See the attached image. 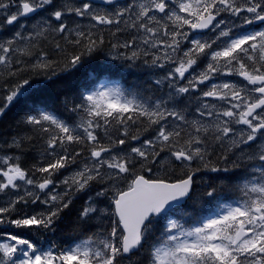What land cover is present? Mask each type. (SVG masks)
I'll return each instance as SVG.
<instances>
[{"label": "snow or ice", "instance_id": "1", "mask_svg": "<svg viewBox=\"0 0 264 264\" xmlns=\"http://www.w3.org/2000/svg\"><path fill=\"white\" fill-rule=\"evenodd\" d=\"M42 13L47 15L37 16ZM0 16V28L21 17H37L27 35L15 31L0 39V69L8 78L25 70L27 66L14 67L22 62L13 56L31 58L37 38L51 37L60 57L51 60L41 52L31 64L40 83L23 78L4 89L0 117L14 103H32L18 122L31 134L17 133L8 146L20 148L24 140L38 137L45 151L32 175L18 157L0 156V194L10 197L0 205V224L52 231L80 194L86 200L78 227L100 221L96 231L59 248L2 234L0 264H144L140 255L145 252L146 264H264V0H130L124 5L119 0H0ZM251 25L260 27H244ZM105 28L112 37L136 33L131 40L111 44L112 59L135 62L144 57L150 67L173 65L164 77L168 98H130L119 87L101 84L78 98L62 93L65 109L79 117L73 124L43 110L32 98L50 87L44 81L58 74L60 63L65 71L77 69L102 50ZM235 28L244 30L237 33ZM205 30L215 35H192ZM21 41L23 47L18 46ZM185 42L191 46L182 49ZM221 76L245 83L216 82ZM190 93H198L191 119V101L183 99ZM142 132L153 134L141 140ZM176 162L189 169L186 178L172 182L144 175ZM72 165L75 169L65 175ZM201 167L244 173L236 184L242 198L186 228L172 213L190 196L193 175ZM215 191L213 187L204 195L212 197ZM29 204L44 209H18Z\"/></svg>", "mask_w": 264, "mask_h": 264}, {"label": "trees", "instance_id": "2", "mask_svg": "<svg viewBox=\"0 0 264 264\" xmlns=\"http://www.w3.org/2000/svg\"><path fill=\"white\" fill-rule=\"evenodd\" d=\"M105 43L102 46V50L93 53L90 57H86L83 64L77 68L72 69L69 71H65L63 69V63L59 64V67H57V75L52 77V80H45V84H49L50 87L44 92V93H37L33 96V100L36 102H39L42 106L45 108L56 112L64 119L71 118V121L79 119V117L73 113L69 112L64 107V99L65 95L69 97H79L80 92H82V89L88 88V85L85 82V77H83L82 72L80 70L81 67L87 64V62L90 59H96L100 57V53L103 52L106 48H110L111 44L114 42H117L116 37H112L111 34H107V32L104 30L103 32ZM58 39V37H57ZM34 43L38 44V47L33 49L34 55L29 58L26 56H19L18 59L22 62L21 65H14V67H24L25 70L21 71L17 77L8 78L6 73L3 71L0 73V87L4 88L10 87L8 84L9 82L15 83L17 79H23V78H33L37 82L40 83V78L36 77L34 73L31 70V64L35 62L37 56L41 52H45L48 55V58L51 60H58L60 57L57 56L54 49V43L51 40V37L48 39L44 38H37V40L34 41ZM62 45H64V42L61 41ZM71 48V46H67ZM31 103V101H30ZM25 116V113H21L19 110V106H15L9 114H5L2 119L0 120V133L5 136L7 134H10V136L7 138L8 142L10 143L12 140V137L17 135L19 133L20 135H30L31 133H28L24 130V126L18 125V122L21 120V118ZM135 130V127H133V131ZM115 134V133H114ZM1 140V137H0ZM72 148L79 149V145H72L70 146ZM19 155L22 157V163L23 164H30L35 165L36 161L43 160L41 155L45 151L44 141L39 139L38 137H34L32 140H24L22 147L16 148ZM76 166V165H72ZM189 169L183 168L180 172L178 168H174L173 165H166V177L170 179H178L180 177L185 176L188 173ZM180 172V174H179ZM94 195V194H93ZM86 195L80 194L77 195L74 200L73 204L70 206L69 209L65 210L61 214V219L57 221V223H60V228L62 230V234H64L68 239H77L80 238L81 233L87 228L88 223L84 224L83 227H78V225L81 223L78 219L80 211L82 207L85 204ZM74 208V209H73ZM72 212V213H71ZM66 214V215H65ZM77 220V221H76ZM73 224V225H72ZM69 226V227H68ZM162 227L160 226L159 230ZM147 249V248H145ZM146 258L147 253H143L140 259L144 261V264H146Z\"/></svg>", "mask_w": 264, "mask_h": 264}, {"label": "rangeland", "instance_id": "3", "mask_svg": "<svg viewBox=\"0 0 264 264\" xmlns=\"http://www.w3.org/2000/svg\"><path fill=\"white\" fill-rule=\"evenodd\" d=\"M60 1V0H59ZM75 2L79 3L78 0H75ZM130 2V1H129ZM127 2V3H129ZM126 4V3H125ZM120 5H124V4H120ZM14 10V9H13ZM40 15H46L45 13H42ZM160 15V14H157ZM37 18V17H36ZM36 18L32 21V22H21L20 20L17 22V24L13 25V26H7L5 25L3 28H0V32L3 31L5 28H8L11 35L4 37L3 33H0V39H6V38H10L13 36L14 32L16 31V29L19 27V24L23 23L25 24V29L31 31L32 30V24L33 22L36 20ZM3 17L0 16V20H2ZM233 20H235V22L237 24L240 23L239 20H236V18H231ZM84 23H87V21H85ZM259 25H251V26H244L245 28L248 29H255L256 27H258ZM123 27V26H121ZM244 28H235L233 29L234 32H241L243 31ZM136 35L135 32H129V31H122L119 33V35L116 37L118 42L123 43L126 40H131L132 37ZM194 36H202V35H198V34H193ZM215 33L210 34L209 36H204V37H211L214 36ZM24 41L18 42V45L20 44H24ZM137 43H139V41H137ZM190 44L185 42L184 44H182V49L186 48V47H190ZM112 48H108L105 51V55L103 58H101V60L103 61L102 64V69H103V74H102V78L101 80L97 81L94 85H90V89L86 90V91H91L94 88L100 87L101 84L107 86V87H119L118 81H121L122 79H126V76H132L135 80L133 82V86H127L128 90H135L137 92V94L135 95L134 93H128L129 97L131 98L133 95H135L137 98H141L144 100H148L149 97L152 98V100H155L157 98H164L167 99L168 98V93L166 89L167 87V81L164 80V77L167 75L168 70L173 67V65H165L164 68H155V67H150L148 65L144 64V57H142L140 60H137L135 62H131V61H127V60H123V59H112L111 57V52H112ZM120 51H125V49H120ZM149 60L151 59L150 57L148 58ZM233 77V76H232ZM112 78L116 79V80H111ZM158 78H160L159 80L162 81V83L160 85H156L154 83L155 80H157ZM179 80V78H177ZM228 80H234L240 83H245L243 81L240 80L239 77L234 76L232 79H228ZM180 84H184L186 83V81H179ZM201 88H204L203 85L200 86ZM120 88V87H119ZM198 93H190V94H186V96L183 98L184 99V103L188 104L189 101H191V103L189 104V111H188V115H189V119L192 118V116L195 114V105H196V100L194 99L195 96H197ZM209 103H216L215 101H208ZM73 124V123H70ZM136 127V126H134ZM153 133L152 132H147L141 133V140H143L146 137H150ZM129 144L135 145V146H139L140 145V141H129ZM2 148H0V156H4V155H8L11 156L9 154L6 153H2ZM164 155V154H162ZM12 157V156H11ZM179 162L173 163L172 165L174 166V168H178V170L181 172L182 171V167H178ZM166 165H168L167 163L164 165L163 168H160L159 171H156L154 169L153 173H147L145 172L144 175L149 176L152 179H157V178H163L166 175ZM76 167V166H75ZM75 167L71 166L70 169L65 170L64 174L67 175L69 171L74 170ZM179 172V174H180ZM2 179V178H0ZM198 183H196V189L194 191V193L192 194L191 198L189 199L190 202H196L198 203L199 208H202V188L204 187V183H203V178L202 176L199 175L198 179H197ZM241 181H237L235 184L240 183ZM19 183V182H18ZM10 191V190H9ZM19 194H23V187L20 189V193ZM10 197L9 196H5L4 194H0V205L4 204L5 201H7ZM237 200H235L234 202H229L226 203L222 206V208L220 209L221 211L224 210V208L229 205V204H234ZM107 203V202H105ZM102 206V205H101ZM28 210L25 212H32L33 210L35 212H39L42 211L44 209L43 205H31L29 204L28 206ZM18 209H23V207H19ZM184 209H179L176 210L175 212L172 213V218L175 219V216L178 215L181 218H187L190 214L184 213ZM221 211L214 213V215L219 214ZM13 215L15 216L16 213H13ZM212 215V216H214ZM211 217V216H210ZM195 220L191 225H188L187 227H194L197 226L198 222L200 220H202V213H200L198 216H195ZM208 218V217H206ZM165 223H167V220L161 221L158 225H157V234L159 233V228L160 226H163ZM1 226V224H0ZM100 227V221L99 220H92L90 222H88L87 228L81 233L80 238H78V240L82 239L84 235L87 234H91V232L96 231L97 228ZM104 227H107V218L105 220V224ZM186 227V228H187ZM38 232L41 235H44L47 233L46 230L40 229V230H35V229H23L20 230V234L23 236H26L27 238H29L33 233ZM3 237H0V240H2ZM49 244H52L51 240L48 241V243L45 245V247H47ZM148 245H145V248H147ZM142 256V254L140 255V257Z\"/></svg>", "mask_w": 264, "mask_h": 264}, {"label": "bare ground", "instance_id": "4", "mask_svg": "<svg viewBox=\"0 0 264 264\" xmlns=\"http://www.w3.org/2000/svg\"><path fill=\"white\" fill-rule=\"evenodd\" d=\"M191 119V118H190ZM71 209V208H70ZM74 209V208H73ZM72 213V212H71ZM64 214V213H63ZM66 215V214H65ZM77 221V220H76ZM73 225V224H72ZM85 226V225H84ZM69 227V226H68Z\"/></svg>", "mask_w": 264, "mask_h": 264}, {"label": "water", "instance_id": "5", "mask_svg": "<svg viewBox=\"0 0 264 264\" xmlns=\"http://www.w3.org/2000/svg\"><path fill=\"white\" fill-rule=\"evenodd\" d=\"M94 1L99 2V0H94ZM185 199H186V198H185Z\"/></svg>", "mask_w": 264, "mask_h": 264}]
</instances>
